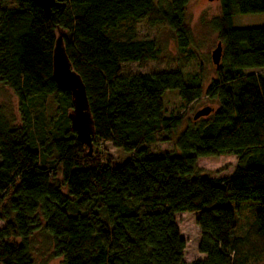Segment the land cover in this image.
I'll use <instances>...</instances> for the list:
<instances>
[{"label":"trees","instance_id":"obj_1","mask_svg":"<svg viewBox=\"0 0 264 264\" xmlns=\"http://www.w3.org/2000/svg\"><path fill=\"white\" fill-rule=\"evenodd\" d=\"M189 1L64 0L46 16L32 0H0V85L22 118L12 127L0 109V264H34L32 238L40 232L60 264H188L179 213H198L204 259L189 264H264V77L256 73L264 70V27H232L236 14H264V0H218L211 26L222 54L204 94L217 105L208 116L165 114L169 91L186 107L203 98L200 75L122 71L159 54L154 41L134 39L137 22L170 29L176 46L188 49ZM58 37L85 88L91 156L70 126L71 96L52 78ZM47 97L59 107L44 123ZM168 142L178 155L150 154V146ZM105 144L129 157L111 166L99 150ZM219 156L235 157L233 172L202 175L197 160ZM246 201L259 208L235 237L228 203Z\"/></svg>","mask_w":264,"mask_h":264},{"label":"rangeland","instance_id":"obj_2","mask_svg":"<svg viewBox=\"0 0 264 264\" xmlns=\"http://www.w3.org/2000/svg\"><path fill=\"white\" fill-rule=\"evenodd\" d=\"M218 11V1H189L185 19L191 32V42L186 50H180L176 46L173 32L164 26L158 25L150 29L142 21L135 23L132 27L134 39L154 41L159 54L156 60L145 62L142 67L136 64H123L122 71L124 75L179 71L186 80H191L194 76L200 75L201 77L203 98L186 107L178 98L177 91H169L163 98L166 116L184 113L186 120L204 108L217 109V105L206 98L204 94L207 86L216 79V67L212 63L211 53L215 50L218 40L211 22L218 16ZM128 25L126 22L120 25L119 29L121 31L125 30ZM232 27L235 29L264 27V14H236L232 19ZM246 73L251 72L247 71ZM256 73L264 77V70L256 71ZM58 107L59 105L55 99L51 97L45 99L41 107L44 123L56 117ZM0 109L10 126H21L22 118L17 100L12 92L2 85H0ZM183 130L184 125L176 131L173 141L178 138ZM99 150L111 157L110 165L113 167L118 166L129 157V154L113 148L110 144L103 145ZM165 153L179 154L178 150L174 149L172 142L150 146V154L152 156H160ZM235 163L234 156H219L199 158L196 166L204 176L212 179H223L233 172ZM228 205L234 211L237 225L234 236L243 237L248 227L254 222L259 205L252 201L230 202ZM197 217L198 213H179L175 215L180 236L185 242L184 261L188 264L195 260L204 259V255L198 253L201 232L196 226ZM2 226L3 224L0 223V228ZM32 244L34 264H60V260L50 258L51 245L49 238L44 233H35L32 238Z\"/></svg>","mask_w":264,"mask_h":264},{"label":"water","instance_id":"obj_3","mask_svg":"<svg viewBox=\"0 0 264 264\" xmlns=\"http://www.w3.org/2000/svg\"><path fill=\"white\" fill-rule=\"evenodd\" d=\"M46 16L50 14L52 7L64 2V0H32ZM216 2L218 0H207ZM222 46L218 42L215 50L211 53V60L215 67L220 64ZM52 78L58 89L69 93L72 99L73 110L68 116L72 131L76 135V141L87 148L88 156L93 151L92 141L94 138L93 123L90 118L85 88L80 77L71 69V65L65 54L62 38L58 37L55 42L52 57ZM211 113L210 108L199 110L193 116L194 121L206 117Z\"/></svg>","mask_w":264,"mask_h":264}]
</instances>
